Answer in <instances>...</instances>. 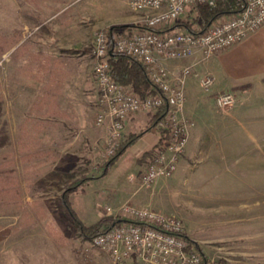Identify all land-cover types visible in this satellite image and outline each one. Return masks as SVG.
<instances>
[{
  "label": "rangeland",
  "instance_id": "374dc122",
  "mask_svg": "<svg viewBox=\"0 0 264 264\" xmlns=\"http://www.w3.org/2000/svg\"><path fill=\"white\" fill-rule=\"evenodd\" d=\"M145 17L126 0H0V264H52L58 255L65 263L80 256L91 264L102 252L80 234L61 194L78 187L71 202L81 221L88 217L85 225L108 217L111 195L131 186L124 164L101 177L106 135L94 123L97 89L87 69L97 31L119 26L130 33ZM179 24L198 30L196 6L172 27L187 29ZM214 56L195 53V63L181 67L200 81L208 73L198 66ZM247 151L238 143L236 162L220 171L207 157L183 155V169L153 198L152 210L178 218L208 259L264 264V161L249 163ZM89 200L93 213L83 214L80 204Z\"/></svg>",
  "mask_w": 264,
  "mask_h": 264
},
{
  "label": "built area",
  "instance_id": "2783aa9c",
  "mask_svg": "<svg viewBox=\"0 0 264 264\" xmlns=\"http://www.w3.org/2000/svg\"><path fill=\"white\" fill-rule=\"evenodd\" d=\"M241 9L221 17L202 31L174 29L186 9L198 4L215 5L216 0H126L132 11L146 15L143 27L110 36L107 30L94 34L91 44L92 71L97 89L95 125L106 127L103 159L109 161L124 139L127 120L138 113L163 110L155 127L165 137L153 149L139 174L129 178L142 187L174 175L183 157L192 125L183 115L185 83L193 75L190 67L171 72L164 61H182L199 53L210 58L228 50L249 35L264 28V0H236ZM112 54L137 59L147 70L151 92L137 96L129 86L117 82L109 60ZM206 74L199 84L205 93L214 86ZM218 110L235 104L232 92L214 95ZM113 225L94 236L89 243L105 253L111 264H227L208 259L185 235L181 221L157 211L124 204L105 207ZM206 258V261L204 262Z\"/></svg>",
  "mask_w": 264,
  "mask_h": 264
},
{
  "label": "crops",
  "instance_id": "0c3cea01",
  "mask_svg": "<svg viewBox=\"0 0 264 264\" xmlns=\"http://www.w3.org/2000/svg\"><path fill=\"white\" fill-rule=\"evenodd\" d=\"M195 60L193 57L180 62L166 60L164 64L171 72H175L183 66V61L185 64H194ZM92 66L90 65L88 69L85 67L87 75L90 71L93 75ZM198 69L212 75L215 82L209 93H205L201 89L197 77L190 78L185 83L183 115L192 124L189 127L188 143L184 153L185 160L198 156L207 157L209 160L206 163L216 164L217 170H219L222 164L236 162L234 160L235 147L238 146V143H242L248 148L249 163L264 161V155L260 154L262 148L264 150V28L249 35L228 50L216 54L211 62L199 65ZM227 91L235 94L234 106L224 111L216 109L214 95ZM153 116V112H141L131 116L124 127V141L131 135L141 133L152 122ZM101 129L106 135V127H101ZM161 137L163 134L155 126H152L127 147L113 166L124 164V167L131 170L132 173L128 176V180L131 176L139 174L146 168L148 154L158 145ZM251 146H253L252 150H250ZM213 158L214 160H212ZM183 163L184 159L181 158L176 173L183 169ZM110 168L104 176H101L102 178L108 175ZM129 182L130 187H124L121 191L111 195L115 208L131 204L152 210L153 198L158 189L168 181L159 179L149 187H142L137 181L129 180ZM221 190L225 195L235 194L234 188L231 187H221ZM81 196L85 197L86 195L81 194ZM71 200L72 198L70 202ZM91 200V207L95 206L92 208L94 211L98 204L94 197ZM89 202L90 200L82 201L80 204L79 209L83 214L85 211L92 212ZM74 210L76 211V209ZM79 216L81 217L80 214ZM84 220L90 222L88 217H84ZM97 221L98 219L85 225L89 226ZM58 256L52 258L59 262L52 264H82V259H84L80 256L74 257L71 258L72 262L65 263L63 262L64 258ZM89 260L93 261L91 264H111L108 256L103 252L92 255Z\"/></svg>",
  "mask_w": 264,
  "mask_h": 264
},
{
  "label": "trees",
  "instance_id": "16d2710c",
  "mask_svg": "<svg viewBox=\"0 0 264 264\" xmlns=\"http://www.w3.org/2000/svg\"><path fill=\"white\" fill-rule=\"evenodd\" d=\"M241 9V5L238 4L236 0H216L215 5L210 7L206 4L196 5V11L198 19L200 20V25L197 31H202L207 29L213 22L217 21L223 16H230L236 14ZM184 26L188 30H191L189 25H177ZM124 27H110L107 32L110 36L118 33L119 29ZM110 67L112 69V75L114 79L126 86H129L132 91L139 97H145L151 92V83L148 78V73L145 67L135 58L123 55V54H112L109 60ZM163 110H160L154 120L147 126L141 133L137 135H131L127 140H125L119 147L117 153L106 163L102 176H104L108 169L113 166L118 159L122 156L128 146L132 144L133 141L137 140L143 133L147 132L152 126L160 120ZM163 134V132H161ZM164 136L161 137L159 145L163 144ZM150 152L148 155H151ZM78 187L68 188L61 194V201L71 217L74 225L79 230L80 234L86 239L91 240L94 236L99 234L102 230L108 229L113 225V220L110 217H103L99 219L96 223L86 226L82 223L77 213L73 209L70 197L77 193ZM206 261V258L204 262Z\"/></svg>",
  "mask_w": 264,
  "mask_h": 264
}]
</instances>
